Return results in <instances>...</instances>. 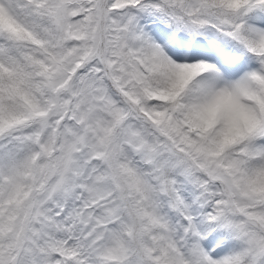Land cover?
Wrapping results in <instances>:
<instances>
[{
	"label": "snow or ice",
	"instance_id": "6c2138e0",
	"mask_svg": "<svg viewBox=\"0 0 264 264\" xmlns=\"http://www.w3.org/2000/svg\"><path fill=\"white\" fill-rule=\"evenodd\" d=\"M0 264H264V0H0Z\"/></svg>",
	"mask_w": 264,
	"mask_h": 264
}]
</instances>
